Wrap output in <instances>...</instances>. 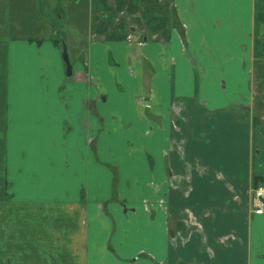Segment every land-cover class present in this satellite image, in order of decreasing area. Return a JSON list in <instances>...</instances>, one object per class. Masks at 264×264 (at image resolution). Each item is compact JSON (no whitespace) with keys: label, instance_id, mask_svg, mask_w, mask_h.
<instances>
[{"label":"crops","instance_id":"1","mask_svg":"<svg viewBox=\"0 0 264 264\" xmlns=\"http://www.w3.org/2000/svg\"><path fill=\"white\" fill-rule=\"evenodd\" d=\"M225 113L264 119V0H0V264H264L252 193L237 240L173 247Z\"/></svg>","mask_w":264,"mask_h":264},{"label":"rangeland","instance_id":"2","mask_svg":"<svg viewBox=\"0 0 264 264\" xmlns=\"http://www.w3.org/2000/svg\"><path fill=\"white\" fill-rule=\"evenodd\" d=\"M181 119L183 118L175 121V128L180 127ZM254 119L258 120L259 127H255ZM191 122L187 120V125L190 126ZM199 124L195 126L192 122L193 128L189 127L193 134L187 140L189 144L185 156L189 163L186 175L192 176L193 191L188 202L186 200V205L184 203L181 206L177 202L176 214L169 221L174 248L186 245L193 238L202 239L203 234L207 235L209 232L210 226H213V230L216 229L213 236L225 234V243L237 240L236 231L229 235L232 225L235 229L240 228L239 216L246 211V205H249L248 200L255 188V176H264V163L257 160L264 154V119H258L251 113L248 118L225 113L213 126L207 125L206 119ZM199 136L202 137L200 142L197 141ZM201 162L206 165L207 173L199 165ZM216 170L226 171L225 181H221L222 183L214 175ZM232 173H235L233 180L230 179ZM214 176L216 181L209 179ZM233 206L239 209H231Z\"/></svg>","mask_w":264,"mask_h":264},{"label":"built area","instance_id":"3","mask_svg":"<svg viewBox=\"0 0 264 264\" xmlns=\"http://www.w3.org/2000/svg\"><path fill=\"white\" fill-rule=\"evenodd\" d=\"M251 203L256 215L264 214V184H260L252 190Z\"/></svg>","mask_w":264,"mask_h":264},{"label":"trees","instance_id":"4","mask_svg":"<svg viewBox=\"0 0 264 264\" xmlns=\"http://www.w3.org/2000/svg\"><path fill=\"white\" fill-rule=\"evenodd\" d=\"M55 45L63 50V55H64V59H65L66 65L70 69L71 68V64H70L68 56H67V49H66L65 39L60 33L57 34V38L55 39ZM253 122H254L255 127H259V123H258L257 119H254ZM254 184H255V187H257L260 184H264V180L261 177L255 176Z\"/></svg>","mask_w":264,"mask_h":264}]
</instances>
